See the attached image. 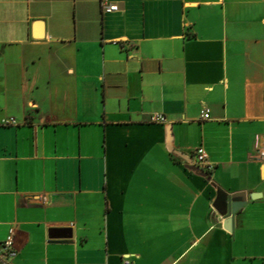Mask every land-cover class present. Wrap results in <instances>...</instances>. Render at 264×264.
<instances>
[{
  "label": "crops",
  "instance_id": "obj_1",
  "mask_svg": "<svg viewBox=\"0 0 264 264\" xmlns=\"http://www.w3.org/2000/svg\"><path fill=\"white\" fill-rule=\"evenodd\" d=\"M262 151L264 0H0V264H264Z\"/></svg>",
  "mask_w": 264,
  "mask_h": 264
},
{
  "label": "built area",
  "instance_id": "obj_2",
  "mask_svg": "<svg viewBox=\"0 0 264 264\" xmlns=\"http://www.w3.org/2000/svg\"><path fill=\"white\" fill-rule=\"evenodd\" d=\"M103 8L106 12H113L118 10V6L112 3H103ZM202 118L207 120L210 119V112L206 110L202 113ZM166 117L163 115H154L152 117L153 122L165 123ZM4 125L16 124L14 119L5 120ZM261 156L264 157V152H260ZM193 165L204 169L205 171H212L213 164L209 160V156L203 147L196 149L194 152ZM1 254L7 258H14L18 252L14 248V229H11L7 240L1 245Z\"/></svg>",
  "mask_w": 264,
  "mask_h": 264
},
{
  "label": "water",
  "instance_id": "obj_3",
  "mask_svg": "<svg viewBox=\"0 0 264 264\" xmlns=\"http://www.w3.org/2000/svg\"><path fill=\"white\" fill-rule=\"evenodd\" d=\"M238 208H239L238 205L231 204L230 209H229V212H228V216L229 217L234 216L235 213L237 212Z\"/></svg>",
  "mask_w": 264,
  "mask_h": 264
}]
</instances>
